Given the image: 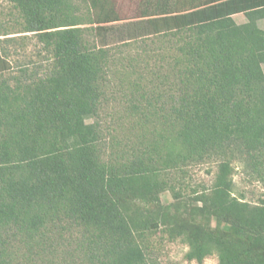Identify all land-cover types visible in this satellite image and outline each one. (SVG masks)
Returning <instances> with one entry per match:
<instances>
[{"label": "trees", "instance_id": "1", "mask_svg": "<svg viewBox=\"0 0 264 264\" xmlns=\"http://www.w3.org/2000/svg\"><path fill=\"white\" fill-rule=\"evenodd\" d=\"M5 1L0 264H264V0Z\"/></svg>", "mask_w": 264, "mask_h": 264}, {"label": "rangeland", "instance_id": "2", "mask_svg": "<svg viewBox=\"0 0 264 264\" xmlns=\"http://www.w3.org/2000/svg\"><path fill=\"white\" fill-rule=\"evenodd\" d=\"M11 8L10 3L5 0H0V10L3 11V18L8 19L7 17H9V15L7 14ZM26 42L28 43L27 51L30 53L32 52L31 50L33 46L31 44L33 42H31L30 39H26ZM17 47L20 49V45ZM21 51V55L14 56L15 60L18 59V56H22L24 54V51ZM210 170L211 168L207 164L192 166L189 168L190 176L188 180L198 189H201L203 186H209L213 180V172H210ZM234 179L236 181V194L239 196L241 193H244L246 199L252 201H256L259 200V198L264 197V183L262 181L252 179V177L248 175L242 167H238ZM162 199L164 202L169 203L173 200V197L169 192H167L162 195ZM162 236L163 237H161L160 233H158L153 236L152 239L155 243L156 255L163 264H198L196 261H189L186 259L185 254L189 249L188 245L181 241H168L164 234H162ZM218 261L217 255L214 254L208 256L202 264H218Z\"/></svg>", "mask_w": 264, "mask_h": 264}, {"label": "crops", "instance_id": "3", "mask_svg": "<svg viewBox=\"0 0 264 264\" xmlns=\"http://www.w3.org/2000/svg\"><path fill=\"white\" fill-rule=\"evenodd\" d=\"M236 16V19L240 22H243L245 21L246 17H245V14L244 13H238L235 15ZM260 22H261V26L264 27V18L260 19ZM263 66V69H264V63L262 64Z\"/></svg>", "mask_w": 264, "mask_h": 264}]
</instances>
